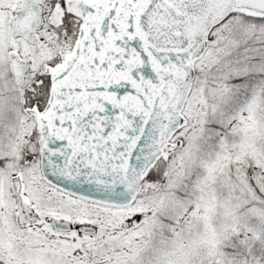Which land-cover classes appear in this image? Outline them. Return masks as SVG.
I'll return each mask as SVG.
<instances>
[{
	"label": "snow or ice",
	"instance_id": "snow-or-ice-1",
	"mask_svg": "<svg viewBox=\"0 0 264 264\" xmlns=\"http://www.w3.org/2000/svg\"><path fill=\"white\" fill-rule=\"evenodd\" d=\"M0 264H264V0H0Z\"/></svg>",
	"mask_w": 264,
	"mask_h": 264
}]
</instances>
